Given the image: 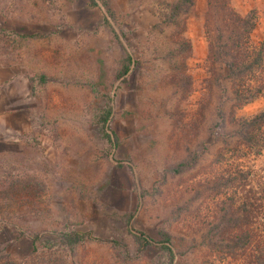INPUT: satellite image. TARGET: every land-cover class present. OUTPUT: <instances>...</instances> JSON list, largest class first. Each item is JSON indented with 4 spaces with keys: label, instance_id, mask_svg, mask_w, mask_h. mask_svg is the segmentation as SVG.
<instances>
[{
    "label": "rangeland",
    "instance_id": "1",
    "mask_svg": "<svg viewBox=\"0 0 264 264\" xmlns=\"http://www.w3.org/2000/svg\"><path fill=\"white\" fill-rule=\"evenodd\" d=\"M95 2L0 0V110L9 122L0 136V256L15 264H152L158 251L137 255L122 218L134 213L136 229L156 239L160 230L172 233L179 264H217L224 254L206 235L215 206L231 195L212 168L219 162L224 172L231 162L217 154L225 146L214 116L197 111L208 75L207 45L203 54L199 42L206 0H197L188 20L186 35L198 47L187 59L193 85L186 98L163 81L169 29L151 31L161 0ZM232 4L242 15L257 10L252 39L264 45V0ZM106 16L124 32L121 43ZM127 51L137 62L122 82L115 75ZM108 97L116 146L96 123ZM263 108L259 96L236 113L250 117ZM242 164L260 170L264 155ZM65 226L103 241L76 252L34 250L20 233L52 236Z\"/></svg>",
    "mask_w": 264,
    "mask_h": 264
},
{
    "label": "trees",
    "instance_id": "2",
    "mask_svg": "<svg viewBox=\"0 0 264 264\" xmlns=\"http://www.w3.org/2000/svg\"><path fill=\"white\" fill-rule=\"evenodd\" d=\"M196 2L161 0V4L152 8L158 20L151 31L163 33L169 29L167 44L162 51L169 72L163 81L175 87L174 93L182 94L184 98L189 95L193 85V78L187 69V59L193 54V45L186 32ZM91 4L95 5V0H91ZM106 11L114 15L111 4H107ZM257 21L256 9L242 15L234 8L232 0H206L203 35L207 43L208 75L197 111L201 115L207 111L214 116L216 121L213 127L218 141L222 147L225 146L217 154L221 159L229 156L231 162V165L225 166L226 175L221 165L216 166L219 162L215 167L211 166L215 180L219 185L223 180L222 186H226L227 193L231 195L229 201L215 206L212 227L209 235H206L211 247L224 254L223 260L217 264H264V166L254 170L242 164L250 157L264 155V108L250 117H239L236 113L237 109L264 96V45L252 39ZM104 25L121 43V37L125 34L118 32L108 16L104 19ZM136 62L127 51L120 60L116 79L126 82ZM42 81H45L44 76ZM112 114V99L108 97L105 107L97 113L96 123L105 140L116 146L117 141L110 131ZM183 165L189 168L186 162ZM122 218L134 239L137 255L155 249L158 255L152 264H179L178 256H182V252L172 233L160 230V238L156 239L133 226L134 213H126ZM20 233L30 239L34 250L43 248L76 252L88 241H103L91 231H80L69 226L56 230L52 236L40 231ZM113 243L129 254L124 241L114 240ZM2 261L3 264H15L9 260V256H0Z\"/></svg>",
    "mask_w": 264,
    "mask_h": 264
},
{
    "label": "crops",
    "instance_id": "3",
    "mask_svg": "<svg viewBox=\"0 0 264 264\" xmlns=\"http://www.w3.org/2000/svg\"><path fill=\"white\" fill-rule=\"evenodd\" d=\"M202 29H203V23H202ZM205 37H200L199 42H200V47L202 48V52L203 54L206 52V39H204ZM193 42V50L196 53V49L198 46L195 45L194 41ZM8 111L6 110H0V136L5 135L4 132H7L8 130V126H9V122H7L8 118Z\"/></svg>",
    "mask_w": 264,
    "mask_h": 264
}]
</instances>
